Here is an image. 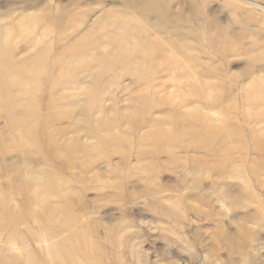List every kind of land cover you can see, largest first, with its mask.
Wrapping results in <instances>:
<instances>
[{
	"label": "rangeland",
	"instance_id": "1",
	"mask_svg": "<svg viewBox=\"0 0 264 264\" xmlns=\"http://www.w3.org/2000/svg\"><path fill=\"white\" fill-rule=\"evenodd\" d=\"M0 44V264H264V0H0Z\"/></svg>",
	"mask_w": 264,
	"mask_h": 264
},
{
	"label": "bare ground",
	"instance_id": "2",
	"mask_svg": "<svg viewBox=\"0 0 264 264\" xmlns=\"http://www.w3.org/2000/svg\"><path fill=\"white\" fill-rule=\"evenodd\" d=\"M33 21V18H28V19H26V20H23L20 24H19V27H18V29H20V26L22 25V29H23V27H24V24L23 23H25V22H32ZM126 22H127V19L126 18H124V21H122V22H120L119 23V30H123V28H125L126 27ZM113 22H108V23H106V24H104V25H101V28L102 29H105V30H110V28L113 26ZM143 25V24H142ZM25 26L26 27H28L29 25H26V23H25ZM145 26V25H144ZM145 27H147V26H145ZM17 28V27H16ZM148 28V27H147ZM146 28V29H147ZM136 29L138 30V33L139 32H142L143 31V26L141 27L140 26V24H137L136 25ZM129 34L130 33H124L123 31L122 32H118L117 33V36L114 34V35H111V37H112V39L113 40H116L117 42H118V44H120L119 45V47L116 49V51L115 52H113V55L112 56H110L109 57V61H111V62H115V63H121V62H124L125 63V65L126 66H128V67H130L131 69H130V72L132 71V72H134V71H137L136 69H137V67L136 66H138V64L137 63H135V60H137V59H139L140 58V52L142 53V54H144V53H147V51H148V47H152L153 46V44H150V41H149V43H148V45H146V46H144V47H142V46H140V45H137V46H135V47H132V49L130 50V48H126L124 45H121L122 43H123V40L128 36L129 37ZM131 36H133V35H131ZM109 40H110V38H109ZM111 41V40H110ZM120 41H121V43H120ZM150 44V45H149ZM176 46V45H175ZM75 48V46L73 45L72 47H70V50H72V49H74ZM177 49L179 48V47H176ZM147 50V51H146ZM146 51V52H145ZM163 54L165 55V52H163ZM134 58V59H133ZM92 59V58H91ZM39 60H41V59H39ZM60 60V59H59ZM58 61V59L56 60V63H58L57 62ZM94 61V60H93ZM101 63H107V64H104L103 66H104V68H109V67H106V65H108V61L107 60H99ZM107 61V62H106ZM33 62V61H32ZM32 62H30L29 64V66H24L25 68H23L22 69V71H20V68H17V69H13V67H12V60H11V58H9L7 55H6V53H5V46L3 45V44H0V109L6 114V116H7V121H8V125H9V128H10V130L11 131H16V130H20L19 129V126L20 125H22V126H20L23 130L24 129H27V124L28 123H30V121L31 120H33L34 119V114H35V116H36V113H37V111H36V113H34V111H32L34 114H33V116L31 115L32 113H31V111L28 113V111H26V112H24L23 113V109L24 108H26V104H24V103H21L20 102V97L21 96H23V98H26L27 96H28V94L29 93H31L30 92V90H28L27 88H24V86H23V83L25 84L27 81H28V79H31V77L32 76H30V75H33L34 74V66L32 65ZM60 62V61H59ZM100 62H98L97 61V63H99L100 64ZM135 63V65H134V63ZM110 64V63H109ZM21 66H23V65H20V67ZM39 66V65H38ZM42 66V65H41ZM101 66H102V64H101ZM102 66V67H103ZM140 67V66H139ZM139 67H138V69H139ZM39 67H36L35 68V71H36V69H38ZM103 68V69H104ZM42 69V68H41ZM105 70V69H104ZM139 71V70H138ZM137 71V72H138ZM263 90H264V88H263ZM192 95V94H191ZM261 95V94H260ZM199 97V96H198ZM194 98V97H193ZM195 98H197V96H195ZM183 99V98H182ZM200 99V98H199ZM198 99V100H199ZM200 101V100H199ZM204 102V101H203ZM202 102V103H203ZM260 102V105H263V104H261V101H259ZM185 104V103H184ZM213 104V103H212ZM254 104H257V102L256 103H254ZM25 106V107H24ZM218 106V105H217ZM24 107V108H23ZM29 108V107H28ZM234 108H236V107H234ZM22 109V110H21ZM34 109V108H33ZM233 108H231V110H232ZM26 110V109H25ZM24 110V111H25ZM29 110V109H28ZM223 110V109H222ZM235 110V109H234ZM197 111V110H196ZM231 113V112H230ZM233 113V112H232ZM28 114H30L32 117H33V119H32V117H31V119H30V121H29V118H30V116H28ZM228 114V113H227ZM226 114V115H227ZM248 114V113H247ZM230 115V114H229ZM197 117V116H196ZM195 117V118H196ZM201 117H203V115L201 116ZM228 117V116H227ZM226 117V118H227ZM231 117V116H230ZM229 117V118H230ZM234 118V117H233ZM186 119V118H185ZM189 119L190 120H192L190 117H189ZM188 119V120H189ZM202 119V118H201ZM231 120H232V118H230ZM229 119V120H230ZM187 120V119H186ZM187 120V121H188ZM189 120V121H190ZM227 120H228V118H227ZM29 121V122H28ZM188 121V122H189ZM197 121V120H196ZM195 121V122H196ZM199 121V120H198ZM233 122H234V120H232ZM176 122V121H175ZM193 122V121H192ZM230 122V121H229ZM172 123H174V122H172ZM203 122L201 121V124H202ZM232 123V122H231ZM231 123H229L230 125H231ZM175 124V123H174ZM197 124V123H196ZM195 124V125H196ZM205 125V124H204ZM234 124H232V126H233ZM237 125H235V127H236ZM195 127V126H194ZM199 127H201V125L199 126ZM234 128V127H233ZM236 128H238V127H236ZM197 129V128H196ZM201 129V128H200ZM203 130H204V128H202ZM230 129V128H229ZM235 129V128H234ZM238 130V129H237ZM182 131V130H181ZM184 131V130H183ZM230 131H231V129H230ZM197 132V131H196ZM200 132H201V130H200ZM235 132V131H234ZM238 132V131H237ZM27 132L25 131L24 132V134H26ZM185 133H187L186 131L184 132V134ZM232 133V132H231ZM182 134H183V132H182ZM238 134H239V132H238ZM237 134V135H238ZM241 134V133H240ZM161 135L162 134H160V137H161ZM181 135V134H180ZM198 135H200V133L198 134ZM232 135V134H231ZM32 136H33V134H32ZM31 136V137H32ZM173 137H174V134L172 135ZM172 136L171 135H166V134H164L162 137H163V140L166 142V143H169L170 141H174V140H176L175 139V137L174 138H172ZM178 134L176 135V138H178V137H182V135L181 136H178ZM185 136V135H184ZM241 136V135H240ZM30 137V136H29ZM215 137V136H214ZM234 137H237V138H239L238 136H234ZM34 138V137H33ZM35 139V138H34ZM34 139H32L33 141H34ZM256 139H257V137H256ZM259 139V141H261L260 140V137L258 138ZM36 140V139H35ZM264 140V139H263ZM258 141V140H257ZM201 142V141H200ZM262 142V143H261ZM261 142H259V143H261L262 144V146H263V142L264 141H261ZM257 144H258V142H256ZM200 144V143H199ZM264 147V146H263ZM262 147V148H263ZM260 148H261V146H260ZM259 151H260V149H258ZM262 151H263V149H262ZM261 154H262V152H261ZM56 260V259H55ZM66 260H68V261H70L71 262V264H73V262L71 261V258L70 257H68ZM58 261H56V263H57Z\"/></svg>",
	"mask_w": 264,
	"mask_h": 264
}]
</instances>
